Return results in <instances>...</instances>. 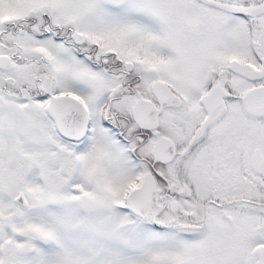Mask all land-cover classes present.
I'll list each match as a JSON object with an SVG mask.
<instances>
[{"label": "snow or ice", "instance_id": "6c2138e0", "mask_svg": "<svg viewBox=\"0 0 264 264\" xmlns=\"http://www.w3.org/2000/svg\"><path fill=\"white\" fill-rule=\"evenodd\" d=\"M0 264H264V0H0Z\"/></svg>", "mask_w": 264, "mask_h": 264}]
</instances>
